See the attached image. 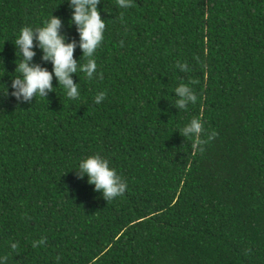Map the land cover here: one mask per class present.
Wrapping results in <instances>:
<instances>
[{
  "label": "trees",
  "instance_id": "trees-1",
  "mask_svg": "<svg viewBox=\"0 0 264 264\" xmlns=\"http://www.w3.org/2000/svg\"><path fill=\"white\" fill-rule=\"evenodd\" d=\"M98 7L106 29L97 74L73 77L79 99L62 88L30 103L0 94V256L6 264H264V0ZM51 14L79 40L66 0H0V92L16 71L17 34ZM181 83L197 101L178 110ZM194 117L204 126L195 152L194 139L178 133ZM95 154L125 180L121 196L106 201L74 171Z\"/></svg>",
  "mask_w": 264,
  "mask_h": 264
},
{
  "label": "clouds",
  "instance_id": "clouds-1",
  "mask_svg": "<svg viewBox=\"0 0 264 264\" xmlns=\"http://www.w3.org/2000/svg\"><path fill=\"white\" fill-rule=\"evenodd\" d=\"M66 2L71 10L69 24L76 28L79 40L69 41L62 33V19L53 14L40 27H23L13 42L17 60L15 74L11 76V91L7 84H3L6 91L0 94L14 97L20 103H30L36 97L47 99L50 93L62 88L68 99L77 100L81 96L80 84L73 77H78L77 73H84L88 79L95 78L98 67L95 54L102 45L106 29V21L98 7L101 0ZM116 5L127 9L131 7V0H116ZM77 48L82 52L80 60L74 57ZM37 50L42 54L41 63L35 62ZM48 63L52 65L51 71L45 66ZM177 67L182 72L188 70L187 64H177ZM54 78L58 87L53 86ZM174 94L173 105L178 110L187 109L189 104L197 101V96L188 83L179 84ZM104 99V93H99L95 96L94 103L98 105ZM178 133L185 139H194L193 152L204 143L201 140L204 126L200 118H192ZM211 138L210 136L209 139ZM74 171L80 179L87 177L88 184L94 186V190L101 193L106 201L121 196L127 188L125 180L100 154L81 159ZM35 246L34 242L33 247ZM12 248L15 249L16 245L13 244ZM6 261L7 256H0V264H6Z\"/></svg>",
  "mask_w": 264,
  "mask_h": 264
}]
</instances>
